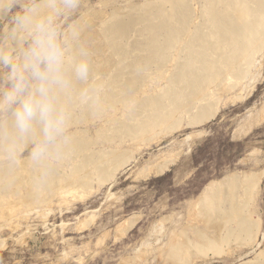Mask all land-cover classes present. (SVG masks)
<instances>
[{
  "label": "bare ground",
  "instance_id": "6f19581e",
  "mask_svg": "<svg viewBox=\"0 0 264 264\" xmlns=\"http://www.w3.org/2000/svg\"><path fill=\"white\" fill-rule=\"evenodd\" d=\"M201 2L198 19L191 16L192 0H159L141 4L144 7L131 10L128 15L116 9L109 15L98 12L84 16L73 26L67 44L69 55L85 56L89 77L82 81L72 76L67 89L55 92L57 108L65 116V127L47 151L51 157L65 161L72 172L61 174V166L45 156L39 160L32 157L21 160L22 151L32 145L31 141H15L17 152L9 158L7 149L15 133L7 120L0 125V163L6 165L0 168V198H7L6 193L11 192L20 199H3L0 201L3 209L15 213L20 206L42 205L52 201L62 188L87 189L94 179L108 183L129 162L132 154L129 150L98 151L100 157L95 158V152H89V141L76 137L65 140V129L71 125L78 134L99 129V124L93 126L87 122L90 116L97 115L100 124L122 139L142 144L160 133L169 134L180 128L185 116L189 115L188 126H197L218 114L223 92L234 88L233 80H246L253 69L261 66L264 0ZM48 4L38 5L42 15ZM133 31L136 35L131 45L129 36ZM141 90H145L144 97L136 99ZM115 113L120 116L115 118ZM255 174L244 181L233 174L207 186L197 205L198 216L205 226L215 225L219 237H210L211 232L205 229L196 230L199 242L195 243L188 237L190 233L182 231L184 243L167 254L171 264H188V259L207 257L209 251L223 254L226 243L255 246L262 227L261 218L259 223L255 222L251 218L253 211L250 214L256 189L262 181V176ZM240 187L245 190L243 200L238 196ZM22 190L28 195L22 197ZM250 264H264V252Z\"/></svg>",
  "mask_w": 264,
  "mask_h": 264
},
{
  "label": "rangeland",
  "instance_id": "374dc122",
  "mask_svg": "<svg viewBox=\"0 0 264 264\" xmlns=\"http://www.w3.org/2000/svg\"><path fill=\"white\" fill-rule=\"evenodd\" d=\"M158 1L77 0L74 8L64 9L63 0H55L59 11L48 6L44 15L53 17L54 26L62 39L67 37L68 44L73 26L84 16L109 15L116 9L128 15L131 10ZM44 2L50 0H20L22 5ZM200 2L192 0L194 18L199 16ZM9 24L10 19H0V47L8 46L5 34ZM131 35L132 45L136 31ZM259 59L261 66L253 69L248 79L233 80L234 88L229 93L223 92L218 114L203 124L188 126V115L183 118L181 129L170 135L160 133V138L157 135L142 144L110 132L99 123L97 115L90 116L87 122L93 126L99 124L100 133L93 128L87 134H78L74 125L67 127L65 140L76 137L89 141V152H95V158L102 151L123 148L132 152L129 162L108 183L94 179L87 189L62 188L52 201L31 208L20 206L15 213L0 206V264H171L167 254L184 243L182 231L190 233L188 237L195 243L199 242L196 230L205 229L211 232L210 237H219L216 226L206 227L198 216L197 205L207 186L233 174L242 181L256 173L262 176L252 202L254 207H250V214L254 213L252 220L262 221L256 247L226 243L223 254L209 251L207 257H189L188 264L255 262L264 252V56ZM172 68L170 65L169 69ZM5 73L6 69H0V87ZM145 90L136 94V99L143 98ZM117 114L113 116L119 117ZM7 120V114L0 113V125ZM33 146L24 148L21 160L32 157ZM44 156L61 166V174H71L65 161L47 153ZM2 167L6 165L1 162ZM240 188L238 196L243 200L245 190ZM26 195L27 191L22 190V197ZM5 197L0 201L20 199L11 192Z\"/></svg>",
  "mask_w": 264,
  "mask_h": 264
},
{
  "label": "clouds",
  "instance_id": "9594fccd",
  "mask_svg": "<svg viewBox=\"0 0 264 264\" xmlns=\"http://www.w3.org/2000/svg\"><path fill=\"white\" fill-rule=\"evenodd\" d=\"M76 2L63 0V7L74 8ZM48 6L59 11L55 0ZM0 19H10L5 34L8 46L0 47V69H6L0 87V113L7 114L15 133L7 155L15 156V141H31L32 158L39 160L65 127L55 92L67 89L72 76L86 81L89 63L83 54L69 55L67 37L61 38L53 17L42 15L35 3L0 0Z\"/></svg>",
  "mask_w": 264,
  "mask_h": 264
}]
</instances>
